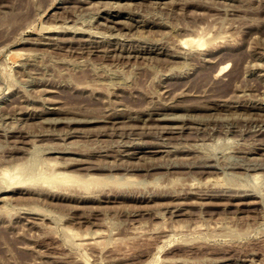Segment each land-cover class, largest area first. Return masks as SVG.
I'll use <instances>...</instances> for the list:
<instances>
[{
    "label": "rangeland",
    "instance_id": "obj_1",
    "mask_svg": "<svg viewBox=\"0 0 264 264\" xmlns=\"http://www.w3.org/2000/svg\"><path fill=\"white\" fill-rule=\"evenodd\" d=\"M18 161L0 264H264V0H0Z\"/></svg>",
    "mask_w": 264,
    "mask_h": 264
},
{
    "label": "bare ground",
    "instance_id": "obj_2",
    "mask_svg": "<svg viewBox=\"0 0 264 264\" xmlns=\"http://www.w3.org/2000/svg\"><path fill=\"white\" fill-rule=\"evenodd\" d=\"M116 23H118V22H116ZM38 44H40V43H38ZM43 44H44V42H43ZM172 129H175V128H172ZM23 147H27V146H23ZM23 151H25V150H23ZM149 152H151V151H149ZM48 160H50V159H48ZM27 162L28 161H26V162H21V161L20 162L19 161L18 162H14V163L10 164V166H7V167L5 166L6 168H4L3 170L1 169L0 173H1L2 176L1 175L0 176H1V178H3L6 181V183H7L6 187H8V185L12 186V185H15V184H23V183L32 184V182H30V178H26L25 175H24L25 169L28 167V163ZM46 163H48V162L46 161ZM51 163L52 162L50 161V164ZM66 163H67V166L70 164V163H68V161ZM66 163H65V165H66ZM53 164L55 165V163H53ZM57 164L58 163H56V166H57ZM80 164H82V163H78V164H75V163L73 164L72 163V164H70L71 165V169H68L66 166L62 167L61 166L62 163L60 165L61 167L58 166V169H57V167L55 169V168H53L55 166H53L51 164L50 166L51 167L53 166V167L52 168L51 167L48 168L49 172L48 171H39L38 173H39L40 176L45 177L44 178L45 179L44 182H47L49 185H59V184L73 183V184H77L78 186L84 185V186L88 187L89 185L97 184V183H99L102 180V178H99L97 176H93L92 174L90 175V173H95V171H100L99 168H94V167H89V168L72 167L74 165H80ZM106 168H108V167H106ZM106 168H104V169H106ZM78 173H88V174L80 175ZM75 234H76V232H75ZM80 237L82 238V236H80Z\"/></svg>",
    "mask_w": 264,
    "mask_h": 264
}]
</instances>
